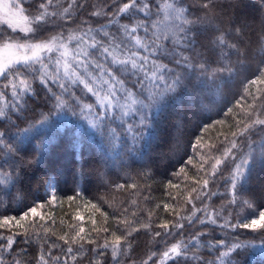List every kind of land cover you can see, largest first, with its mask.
I'll return each mask as SVG.
<instances>
[{"label": "snow or ice", "instance_id": "1", "mask_svg": "<svg viewBox=\"0 0 264 264\" xmlns=\"http://www.w3.org/2000/svg\"><path fill=\"white\" fill-rule=\"evenodd\" d=\"M26 3L28 0H0V205L13 189L18 199L17 186L28 172L39 170L47 161L52 138H45L46 130L67 115L85 120L101 137V149L107 145L114 158L119 156L120 147L135 153L137 144L148 146L155 138L156 118L170 101L182 98L184 103L193 102L207 91L220 94L222 85L257 60V72L244 88L245 97H252L244 118L236 121L220 147L212 144L200 155L198 173L203 175L196 181L199 187H192L185 199L191 207L184 210L185 215L173 208L175 222L171 226L168 222L157 225L165 230V238L184 229V221L189 227H200L186 237L180 232L181 239L175 242L165 239L163 251L153 252L141 262L232 264V254L244 245L210 238L207 226L264 232V207L256 209L242 195L251 174L257 167H264V92L256 95L249 91L250 86L264 85V0H259L258 8L250 0H197L196 11L185 0H113L112 5L90 14L104 17L105 23L92 27L84 21L83 27L67 32L59 25L61 31L43 39L38 37L51 32L57 20L71 21L73 11L83 4L67 0L65 7L59 0H32L26 9ZM249 9H255L256 14ZM41 92L48 109L36 115L32 104ZM29 113L33 115L29 117ZM223 123L214 121V125ZM214 125H206L205 131ZM11 128L16 131L11 132ZM33 140L38 141L35 148L30 147ZM201 141L197 136L194 152ZM75 143L78 145L79 140ZM187 163H193V158L189 157ZM180 173H185L184 167ZM217 174L224 180V194L209 188ZM142 175L146 177L147 173ZM43 186L49 195L47 201L28 207L19 218L0 216V228L11 232L0 236V264H9L4 253L11 254L16 235L23 234L24 242L29 243L31 230L36 242H46L38 230L47 233L49 228L39 221H45L44 209L55 203L57 196L51 181H44ZM115 187L138 190L140 185L134 181ZM218 194L228 197L227 204L219 209L211 203ZM195 201L200 202L199 207ZM237 205L253 209V218L233 223L232 212L225 215V210ZM169 207L164 205L165 210ZM127 213L128 208H124L114 230L94 227L91 231L97 233L96 237L91 232L85 234L83 227L76 230L72 226L71 232L58 237L67 246L61 249L63 255L53 257L51 249L45 252L41 247L36 264H76L88 253L92 254L88 264H104L109 256L111 264H124L126 258L130 259L133 233L141 227L151 228V224L135 226ZM131 215L135 217L136 213ZM148 215L151 218L152 213ZM22 222H27V227ZM13 228L23 232H12ZM100 233L109 235L101 237ZM153 235L161 237L162 233ZM85 245L93 247L86 249ZM11 264L21 261L13 258Z\"/></svg>", "mask_w": 264, "mask_h": 264}, {"label": "trees", "instance_id": "2", "mask_svg": "<svg viewBox=\"0 0 264 264\" xmlns=\"http://www.w3.org/2000/svg\"><path fill=\"white\" fill-rule=\"evenodd\" d=\"M250 2L259 7V0H250ZM31 3L32 0H28L23 7L27 9ZM59 3L67 6V0H59ZM77 3L83 4V7L73 11L71 21L65 23L63 20H57L51 32H44L38 38L43 39L61 31L59 25H63V29L67 32L83 27L84 21L92 27L105 23L104 17H94L90 14L112 5L113 0H77ZM185 3L192 7V11H196L197 0H185ZM249 11L256 14L255 9H249ZM256 72L257 60H252L231 80L222 85L220 94L207 91L193 102L184 103L182 98L170 101L168 107L156 118V124H154L156 134L151 143L145 146L144 142H140L136 145L135 153L120 147L117 149L120 154L115 158L107 145L103 150L101 149V137L92 132L85 120L67 115L66 119L57 121L54 127L46 130L45 138H52L47 161L40 166L39 170L28 172L17 186L18 199L15 198L16 189H13L10 196L4 197L5 203L0 205V216L19 218L28 207L49 199L43 182L52 178L57 201L44 209L45 221H39L40 224L48 227L49 231L45 233L42 229L38 230V234L45 237L46 242L44 240L40 243L36 242V237L32 235L31 230H29L31 236L29 243L24 242L23 234L16 235L11 254L4 253L6 261L11 264L12 259L15 258L19 259L21 264H36L41 247L45 252L51 249L53 257L62 256L61 249L67 246L59 240V235L71 232L72 226H75L76 230L83 227L85 234L91 232L93 237L97 236L96 232L91 231L94 227L105 226L110 231L114 230L116 220L123 218L124 208H128V219L134 220L135 226L151 224V228L141 227L138 233H133L135 239L130 259L126 258L124 264H132L133 261L135 264H141L151 253L163 251L165 239L169 243L175 242L181 239L180 232H183L186 237L197 230L200 226L189 227L184 221V229L175 230V235L165 238L163 236L165 230L157 225L168 222L171 226L175 222L177 217L173 215V208L180 211L181 215H185L184 210L191 207L185 204V199L192 187H199L196 181L203 175L202 172L198 173L200 155L207 153L208 147L212 144L220 147V142L224 141L225 136L230 135V130H234L232 126L236 121L244 118L248 104L252 100L251 96L245 97L244 88L247 81L254 78ZM258 89L261 91H257ZM249 91L261 95L264 92V85L250 86ZM242 97L245 98L242 99ZM32 107L36 115L41 111H47L48 105L43 99L42 92ZM229 108L232 109L231 113H228ZM28 115L31 117L33 113ZM218 120H223L224 123L214 125V121ZM206 125L214 126L208 127L205 131ZM20 126L25 125L20 124ZM10 131L14 133L16 129L11 128ZM197 136H201L202 141L201 146L194 152L193 145ZM77 139L78 145L75 143ZM124 139L126 143H131L127 137ZM37 143L38 141L33 140L30 147L35 148ZM25 147H29L27 142ZM189 157L193 158L191 164L187 163ZM181 167L185 168V173H180ZM145 172L146 177L142 175ZM223 175H227V170ZM134 181L140 185L138 190L128 188L118 190L115 187L117 184L127 185ZM209 188L220 194L225 193L224 180L220 174H217L215 182L210 180ZM192 195L196 194L192 193ZM242 195L243 198L250 199L256 209L264 207V167H257L251 174ZM69 197L75 199L69 200ZM132 200L136 203L132 204ZM227 200L226 194H218L212 197L211 203L213 207L219 209L221 205L227 204ZM195 203L199 207L200 202L195 201ZM165 204L170 205L168 210H165ZM93 205L96 207L94 208ZM229 210L232 212L233 223L237 219L253 218V209L241 208L238 205L229 206L225 210V215ZM132 212L136 213L135 217L131 215ZM149 212L152 213L151 218H149ZM22 223L27 227V222ZM207 230L210 238H220L229 243L244 245L232 254V264H264V239H262L264 232H254L251 229L221 230L215 225H208ZM156 231L161 232L162 236L155 237L153 233ZM12 232L22 233L23 229L13 228ZM10 234L7 228H0V236ZM99 235L103 237L109 233ZM2 242L6 243V241ZM100 242H103L102 239ZM92 247L93 245H85L86 249ZM203 254L208 256L206 251ZM91 255L88 253L82 260L78 259L76 264H88V257ZM69 264L72 262L69 261ZM104 264H111L110 256L104 260ZM149 264L152 262L150 261Z\"/></svg>", "mask_w": 264, "mask_h": 264}, {"label": "rangeland", "instance_id": "3", "mask_svg": "<svg viewBox=\"0 0 264 264\" xmlns=\"http://www.w3.org/2000/svg\"><path fill=\"white\" fill-rule=\"evenodd\" d=\"M48 181H51V182L54 184V181H53V179H52V178H50Z\"/></svg>", "mask_w": 264, "mask_h": 264}]
</instances>
